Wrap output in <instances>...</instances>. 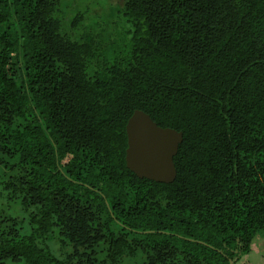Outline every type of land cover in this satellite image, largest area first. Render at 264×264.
<instances>
[{"label": "trees", "instance_id": "obj_1", "mask_svg": "<svg viewBox=\"0 0 264 264\" xmlns=\"http://www.w3.org/2000/svg\"><path fill=\"white\" fill-rule=\"evenodd\" d=\"M118 4L0 0V264L264 251V0ZM136 109L183 132L171 182L127 166Z\"/></svg>", "mask_w": 264, "mask_h": 264}, {"label": "water", "instance_id": "obj_2", "mask_svg": "<svg viewBox=\"0 0 264 264\" xmlns=\"http://www.w3.org/2000/svg\"><path fill=\"white\" fill-rule=\"evenodd\" d=\"M127 166L140 177L171 182L177 170L174 156L183 141V132L162 127L149 114L136 109L128 120Z\"/></svg>", "mask_w": 264, "mask_h": 264}, {"label": "rangeland", "instance_id": "obj_3", "mask_svg": "<svg viewBox=\"0 0 264 264\" xmlns=\"http://www.w3.org/2000/svg\"><path fill=\"white\" fill-rule=\"evenodd\" d=\"M66 7L65 22H68L72 16L79 10H86L88 23H94L100 18L99 15L102 13V17L110 19L109 12L111 8H115L118 3H122L123 0H63ZM121 6V5H119ZM105 14V15H104ZM0 167V174H1ZM1 176V175H0ZM3 176V175H2ZM55 246V245H54ZM58 248V246L56 245ZM55 247V248H56ZM262 242L253 245V251L249 254L244 255L237 263L238 264H264V251H262ZM135 256H122L121 260H118V264H129L128 260ZM222 263H225L226 258H222V255L218 254L217 257ZM141 260H139L140 262ZM116 263V262H115ZM7 264H15L13 261L8 260ZM113 264V263H111ZM137 264V263H136Z\"/></svg>", "mask_w": 264, "mask_h": 264}, {"label": "flooded vegetation", "instance_id": "obj_4", "mask_svg": "<svg viewBox=\"0 0 264 264\" xmlns=\"http://www.w3.org/2000/svg\"><path fill=\"white\" fill-rule=\"evenodd\" d=\"M56 245L58 246V248L56 247ZM53 247H54V249L56 250L57 249V253H59L60 254V256L62 257L63 256V254L61 253V250H60V248H59V243L58 244H55V246H54V244H53ZM56 247V248H55ZM59 251V252H58ZM140 258H141V255H139L138 257H134V258H130L129 260H128V263L129 264H141L140 262H139V260H140ZM70 264H79L78 262L77 263H74V262H72V260H71V263ZM118 264V263H117Z\"/></svg>", "mask_w": 264, "mask_h": 264}, {"label": "clouds", "instance_id": "obj_5", "mask_svg": "<svg viewBox=\"0 0 264 264\" xmlns=\"http://www.w3.org/2000/svg\"><path fill=\"white\" fill-rule=\"evenodd\" d=\"M232 261V260H231ZM231 263H233V262H231Z\"/></svg>", "mask_w": 264, "mask_h": 264}]
</instances>
